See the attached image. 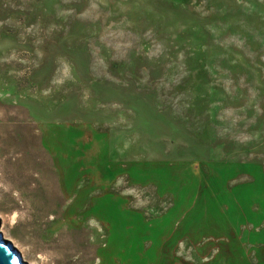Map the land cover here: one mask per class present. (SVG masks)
Wrapping results in <instances>:
<instances>
[{
	"label": "rangeland",
	"instance_id": "1",
	"mask_svg": "<svg viewBox=\"0 0 264 264\" xmlns=\"http://www.w3.org/2000/svg\"><path fill=\"white\" fill-rule=\"evenodd\" d=\"M0 222L33 264H264V0H0Z\"/></svg>",
	"mask_w": 264,
	"mask_h": 264
},
{
	"label": "water",
	"instance_id": "2",
	"mask_svg": "<svg viewBox=\"0 0 264 264\" xmlns=\"http://www.w3.org/2000/svg\"><path fill=\"white\" fill-rule=\"evenodd\" d=\"M0 264H29L23 260L19 249L3 237L2 232H0Z\"/></svg>",
	"mask_w": 264,
	"mask_h": 264
},
{
	"label": "bare ground",
	"instance_id": "3",
	"mask_svg": "<svg viewBox=\"0 0 264 264\" xmlns=\"http://www.w3.org/2000/svg\"><path fill=\"white\" fill-rule=\"evenodd\" d=\"M0 232L3 233V237H4L5 239L12 241V243L14 244V247H16V248L19 247V246L17 245L16 241L13 240L11 237L8 236L7 231H6V229H5L4 225H3V223L0 224ZM21 253H22V257H23V260H24V261L29 262V264H33V263H32V262L26 257V255H25L23 252H21Z\"/></svg>",
	"mask_w": 264,
	"mask_h": 264
}]
</instances>
